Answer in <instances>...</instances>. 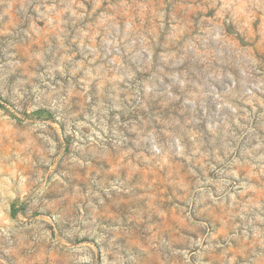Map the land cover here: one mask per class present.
Masks as SVG:
<instances>
[{
	"label": "clouds",
	"instance_id": "clouds-1",
	"mask_svg": "<svg viewBox=\"0 0 264 264\" xmlns=\"http://www.w3.org/2000/svg\"><path fill=\"white\" fill-rule=\"evenodd\" d=\"M4 3L5 0H0V4ZM49 3H52L51 8L48 7ZM18 4L20 20L7 33L12 40L21 33L30 39L39 22L52 15L57 7L72 11L73 5L77 11H72V16L81 23L76 40L81 38L83 28L88 29L90 36L96 35L100 39L91 47L84 46L83 58L87 61L91 57L88 62L96 74L88 72L82 81L77 80L70 70H60V78L65 81L61 84L52 74L57 71L53 65L46 70L49 73L47 77L37 73L35 80L27 78L23 83L13 84L7 79L9 66L15 62L9 58L12 54L8 53L0 62V71L3 72L0 75V212L4 215L16 214L15 219L0 223V264H157L159 256L165 253L163 264H172L174 257L183 255L172 251L174 242L161 241L153 234L145 240L146 247L135 243L122 244L116 239V230L98 223L97 217L102 213L99 209H93L91 199H97L101 207L103 200L95 192L79 197L67 214L62 211V206L53 207L50 204L49 199L45 198V187L52 182L47 178L55 175L53 169L63 153L57 152L55 130L39 122L37 111L43 108L63 124L64 135L75 140L77 151H91L93 147L102 145L105 139L121 144L120 140L113 141L108 134V121L112 120L113 128L124 125L119 119L110 118L109 112L124 105L120 114L128 120L125 110H130L133 100L136 107L146 108L136 90L129 92V88L140 68L150 63L151 57L147 55L148 47L140 46L138 52L133 49L142 40L147 43L149 36L153 37L154 45L156 30L165 36L182 31V36L172 42V47L177 57L183 56L185 59L180 62L173 57L175 66H169L168 73H164L170 83L181 87L193 85L198 94H214L213 86L223 94L230 93L238 86L241 92L250 97L255 95L252 89L264 93V0H148L146 5H141L137 0H132L130 4L127 0H116L115 3L113 0H82L81 3H76V0H71V3H65V0H59V3L55 0H18ZM86 4L90 10L85 7ZM125 9H131L133 14H128ZM98 20L101 22L98 23ZM64 36L65 39H72L67 33ZM11 46L16 47V44ZM239 52L246 54L238 56ZM128 53L135 58L129 61L134 70H125L116 77V80L124 79L128 85L122 90L124 99L128 100V104H124L114 90L93 89L92 84L102 79L111 80L112 77L108 76V72L112 71V67L108 66L109 58ZM120 67L123 68V65ZM181 68L186 71H180ZM177 71L180 72L179 76L169 74ZM156 87V83L151 87H145L143 81L136 83V88H143L146 97ZM74 96L79 97V104L73 101ZM155 118L150 115V119ZM128 122L131 123L130 120ZM191 123H195L194 118ZM86 127L88 132L84 131ZM100 132L104 133L103 137ZM145 139L150 142V147H146L145 151L150 152V163L157 169L163 167L165 156L189 161L185 175L190 177L188 183L191 188L183 195L188 203L186 211L191 209L194 198L197 199V206L193 211L198 217L201 212L222 206L226 198H231L232 188L227 181H223L224 187L212 197L208 185L214 181L207 178L201 180L188 171L189 167L194 166L191 160H195V152H199V149L195 152L181 150L175 139L167 147L163 142L153 140L151 135ZM213 147L210 143L209 148ZM202 155L224 163L225 158L215 151ZM260 158L264 159V156ZM206 167L213 170L211 161ZM215 171L222 173L223 169L217 168ZM261 174H264V168ZM174 179L165 175L164 183L172 185ZM196 193H200V196L196 197ZM208 200L211 203H207ZM41 203L51 211L50 221L42 223L33 218V210ZM81 204L85 205L87 212L81 210ZM236 206L239 207L238 204ZM247 211L244 210L245 216L239 223L235 222V217L241 214L234 213L231 222L224 225L226 231L221 235L222 244L206 231V225L196 224L191 216L185 215V224L193 225L194 230L199 229L204 233L200 239L188 241V254L193 255L191 249L198 245L200 251L196 253L197 256L219 253L208 264H264V230L257 229L253 219L247 216ZM45 223L59 227L62 238L52 240L44 227ZM260 228L264 229V224ZM120 231H123L122 227ZM83 238L93 239L96 248L78 244L77 240ZM41 242L45 243L44 251L40 249ZM49 245L50 251L47 250ZM176 264L191 262L178 259Z\"/></svg>",
	"mask_w": 264,
	"mask_h": 264
},
{
	"label": "rangeland",
	"instance_id": "rangeland-1",
	"mask_svg": "<svg viewBox=\"0 0 264 264\" xmlns=\"http://www.w3.org/2000/svg\"><path fill=\"white\" fill-rule=\"evenodd\" d=\"M55 2L59 3V0ZM81 2L82 0H76V3ZM127 2L130 4L132 0ZM137 2L146 5L148 0ZM65 3H71V0H65ZM18 6V0H5L4 4H0V62H3L8 53L12 54L9 58L15 61L7 72L10 83H23L27 78L35 80L37 73L47 77L49 73L46 70L51 69L53 65L57 67V71L52 74L61 84L65 81L60 78V70H70L71 74L81 81L88 72L96 74L88 62L91 57L86 61L82 53L85 51L84 46L91 47L100 38L96 35L90 36L88 29L83 28L81 38L76 40L81 23L72 16V11H77L75 5L72 11L57 7L52 15L39 22L30 39L21 33L12 40L7 33L12 25L20 20L17 14ZM48 7L51 8L52 3H49ZM85 7L90 10L89 5L86 4ZM125 11L133 14L131 9ZM64 33L72 39H65ZM181 36L182 31L165 36L156 30L154 45L153 37L149 36L147 43L142 40L141 44L133 49L138 52L140 46L148 47L147 55L151 57L150 63L140 68L136 80L131 82L132 87L129 88V92L136 90L146 108L136 107L133 100L130 110H125V115L131 123L120 114L124 105H119L109 112L110 118L115 117L124 125L113 128L112 120L108 121V134L113 137V141L120 140L121 144L105 139L102 145L93 147L91 151H77L75 140L64 135L65 126L58 123L50 112L43 108L38 109L39 122L46 123L49 128L55 130L54 142H58L57 152L63 153L53 169L55 175H49L47 178L52 183L45 187V198L49 199L53 207L62 206V211L67 214L79 197L95 192L103 200L101 207L97 199H91L93 209H99L102 213L97 217V222L105 228L116 230V239L122 244L135 243L146 247L145 240L155 234L161 241L174 242L172 251L183 254L174 257L172 264H176L178 259L188 260L191 264H208L209 260H214L219 253L210 252L207 256H197L196 253L200 251L197 245L191 249L193 255L188 254V241L200 239L204 233L199 229L194 230L193 225L185 224V215L191 216L196 224L206 225V231L211 232L213 239L221 244V235L226 231L224 225L231 222L234 213L241 214L235 217V222L239 223L245 216V209L257 229L264 230L260 228L261 224H264V174H261L264 159L260 158L264 156V93L252 89L255 95L250 97L241 92L238 86L230 93L223 94L213 86L214 94H198L193 85L181 87L179 84L170 83L164 73H168L169 66H175L176 60L173 57L180 62L185 59L183 56L177 57L176 50L172 47V42ZM13 43L16 47L11 46ZM245 54L237 53L238 56ZM130 58L135 59L131 53L111 56L108 66L112 67V71L108 72V76L112 79L93 81L92 88L114 90L115 94L124 100V104H128L122 91L128 85L124 79L116 80V77L121 76L125 70H134L129 62ZM180 71L186 70L181 68ZM2 74L0 71V75ZM169 74L179 76L180 72ZM139 81H143L145 87H151L153 83H156L157 87L146 97L143 88H136ZM73 101L75 104L80 103L79 97L76 96ZM150 115L156 118L150 119ZM193 118L195 123H191ZM213 125L215 127H212ZM84 131L88 132L89 129L86 127ZM96 131L99 132V129ZM148 135L158 143L163 142L165 147L175 139L181 150L195 152L199 149V152H195V160H191L194 166L189 167L188 171L201 180L207 178L214 181L208 185L212 197L224 187L223 181H227L232 188L231 198H226L222 206L201 212L199 217L193 211L197 206V199L194 198L191 201V209L186 211L188 203L183 195L191 188L188 183L190 177L185 175V167L189 161L180 157L165 156L163 167L157 169L150 163V152L145 151L146 147H150V142L145 139ZM100 136L103 137L104 133L100 132ZM210 143L215 147L209 148ZM212 151L224 157V163L202 155ZM209 161L213 169L211 171L206 167ZM217 168H222L223 172H216ZM165 175L175 178L172 185L164 183ZM157 185L160 187L157 188ZM199 196L200 193H196V197ZM207 203H211V200ZM256 205L260 207L257 208ZM80 208L88 211L83 204ZM15 216V212L9 215L0 212V223H7L9 219H15ZM32 216L43 223L45 220H51V211L41 203L33 210ZM44 227L52 240L61 237L59 227H54L52 223H45ZM121 227L123 231H120ZM77 243L96 248L91 238L78 239ZM40 249L46 250L44 242L40 243ZM47 250L50 251V245ZM164 255L166 253L159 256L157 264H163Z\"/></svg>",
	"mask_w": 264,
	"mask_h": 264
}]
</instances>
